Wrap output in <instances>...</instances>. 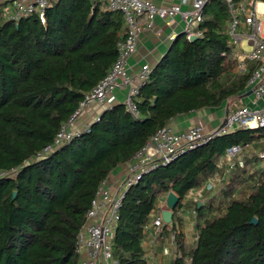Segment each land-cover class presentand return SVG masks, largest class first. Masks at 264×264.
<instances>
[{
  "label": "trees",
  "instance_id": "1",
  "mask_svg": "<svg viewBox=\"0 0 264 264\" xmlns=\"http://www.w3.org/2000/svg\"><path fill=\"white\" fill-rule=\"evenodd\" d=\"M203 17L201 35H177L152 68L137 115L115 103L89 130L47 150L117 59L125 17L96 0H50L44 20L9 19L0 6V264H78L77 236L108 175L172 118L248 89L259 62L247 60V70L238 71L226 2L207 0ZM251 142L264 148V127L216 136L132 184L113 239L117 264H147L145 226L161 194L174 191L180 206L228 147ZM254 161L246 157L232 174L216 212L197 208L199 238L190 246L178 239L182 254L174 264L187 257L191 264H264V168L249 174ZM243 184L247 194L238 197Z\"/></svg>",
  "mask_w": 264,
  "mask_h": 264
},
{
  "label": "built area",
  "instance_id": "2",
  "mask_svg": "<svg viewBox=\"0 0 264 264\" xmlns=\"http://www.w3.org/2000/svg\"><path fill=\"white\" fill-rule=\"evenodd\" d=\"M96 1L104 2L110 10L123 13L126 21L125 39L118 43V57L110 70L92 90L85 94L79 108L61 126L55 135L53 145L47 150L59 147L82 131L89 130L90 123L98 120L100 113L90 122H86L82 128L75 127L76 121L90 105L97 106L101 111L111 107L117 102L116 92L118 90L127 91L123 103L133 115H137L139 113L137 107L139 89L146 82L153 68L150 64H144L138 70L129 71L128 60L137 49L140 33L144 29L153 27L155 17L172 23L176 16H179L180 21L183 22L182 32L187 37L191 34L200 36L199 25L204 18L203 12L207 0H192L191 5L186 9H183L180 4L158 6L151 0ZM224 1L231 14L227 32L230 44L234 48L232 56L238 59V71L247 70V60L259 62L248 83V89L254 94V103H257L264 96V33L263 21L259 17L264 15V0ZM49 2L50 0H0V6L3 5L4 14L9 19L18 20L21 17L36 14L44 20ZM243 40L251 44V52H245L241 47ZM238 52L241 58L238 57ZM260 127H264V105L251 107L239 99L232 102L222 123L212 130H206L204 125L197 124L178 132L169 123L159 129L129 160L128 172L123 181L117 185L106 178L99 186L87 211L85 223L77 236V251L80 256L78 264H98L99 262L117 264L113 256V239L122 200L132 184L138 182L154 168L171 163L182 154L207 143L216 136L236 129ZM255 156L260 162L250 166L249 174L256 173L259 167L264 168V148L257 146L254 142L245 145L234 144L228 147L218 157L213 173L185 194L181 205L173 210V216L175 213L180 215L185 213V206L189 203L192 204L191 212L194 216H198L197 208L201 206H204L206 214L216 212L212 209L220 204V193L230 185L232 174L245 166L246 157ZM251 183L258 184V179L255 178ZM167 194L164 193L158 197L150 220L145 226L146 231H150L155 237L160 236L167 224L162 214L167 208ZM199 203H201L200 206ZM176 236L177 232L173 231L171 237L174 239ZM198 238L199 231L194 241L197 242ZM83 251L87 252L86 256H82ZM144 255L147 260L146 253ZM177 257L180 255L176 254L175 258ZM186 262L191 264V258L188 257Z\"/></svg>",
  "mask_w": 264,
  "mask_h": 264
},
{
  "label": "crops",
  "instance_id": "3",
  "mask_svg": "<svg viewBox=\"0 0 264 264\" xmlns=\"http://www.w3.org/2000/svg\"><path fill=\"white\" fill-rule=\"evenodd\" d=\"M158 6H169L172 4H180L183 9L191 5L192 0H151ZM183 22L180 17L172 23H167L160 17H155L152 28L144 29L138 38L136 51L129 57V71L138 70L144 64H150L154 67L167 53L175 37L182 32ZM242 47V43H241ZM243 48V47H242ZM247 89L244 93L226 100L218 107H205L188 113L179 114L172 118L169 124L175 131H184L189 126L202 124L206 130H212L219 126L225 118L227 110L233 101L241 99L251 107H259L264 105V96L254 103V94ZM126 90L121 89L116 92L117 102L123 103L126 96ZM101 113V109L97 106L90 105L86 108L84 114L76 121L75 127L82 128L86 122H90L93 118ZM260 160L253 164H259ZM129 161L118 165L107 177L108 181L113 184H119L127 175ZM260 168V167H259ZM258 168V169H259ZM262 169V168H260ZM238 195V194H237ZM192 204L185 206V213L173 216V220L167 223L160 236L155 237L150 231H147L143 240V247L146 253L148 264H174L175 255L182 254L178 239L186 246L194 245V237L198 232L196 226L198 216H194L191 212ZM177 232L176 238L171 237V233ZM87 252L83 251L82 256H86ZM188 258V257H187ZM186 258V259H187ZM98 264H106L99 262Z\"/></svg>",
  "mask_w": 264,
  "mask_h": 264
},
{
  "label": "water",
  "instance_id": "4",
  "mask_svg": "<svg viewBox=\"0 0 264 264\" xmlns=\"http://www.w3.org/2000/svg\"><path fill=\"white\" fill-rule=\"evenodd\" d=\"M198 38V35L196 34H191L188 39L189 40H195ZM250 91H248V93H250ZM179 202V196L174 192V191H169L166 197V206L167 208L163 211V219L166 223H170L172 221L173 218V210L176 208L177 204ZM201 205V203H199V206ZM253 222H256V219L254 218L252 220Z\"/></svg>",
  "mask_w": 264,
  "mask_h": 264
},
{
  "label": "rangeland",
  "instance_id": "5",
  "mask_svg": "<svg viewBox=\"0 0 264 264\" xmlns=\"http://www.w3.org/2000/svg\"><path fill=\"white\" fill-rule=\"evenodd\" d=\"M259 17L263 21V33H264V15H260ZM242 47H243L245 52H251V50H252V46H251V44H249V42L247 40H243L242 41ZM237 54H238V57L241 58L240 53L238 52ZM241 187H243V188H239L237 190L238 191L237 192V194H238L237 196L238 197H244L247 194V190L244 189V186H241Z\"/></svg>",
  "mask_w": 264,
  "mask_h": 264
}]
</instances>
